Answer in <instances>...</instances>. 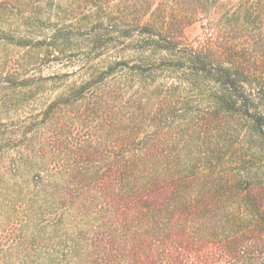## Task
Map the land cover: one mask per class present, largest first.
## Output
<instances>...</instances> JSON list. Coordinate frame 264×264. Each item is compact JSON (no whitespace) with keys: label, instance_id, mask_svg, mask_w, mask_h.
<instances>
[{"label":"rangeland","instance_id":"rangeland-1","mask_svg":"<svg viewBox=\"0 0 264 264\" xmlns=\"http://www.w3.org/2000/svg\"><path fill=\"white\" fill-rule=\"evenodd\" d=\"M194 53L264 116V0H0V264L264 263V124Z\"/></svg>","mask_w":264,"mask_h":264},{"label":"trees","instance_id":"trees-1","mask_svg":"<svg viewBox=\"0 0 264 264\" xmlns=\"http://www.w3.org/2000/svg\"><path fill=\"white\" fill-rule=\"evenodd\" d=\"M190 67L193 69L194 73L201 74L206 76L207 78H210L216 83L219 88L222 89V95L219 97V101L221 103L229 108H235L237 107L238 110H242L246 115L252 118L253 122L258 125L259 129L261 128L262 124H264V116H261L259 113L252 112L250 106L253 107V99H251V95H247L245 92V87L242 85L241 80L239 79L238 73L236 72V69H230L226 68L225 66L221 64L213 65L210 63V60L208 57L202 53H194L192 56H190ZM110 72H107V75ZM90 84L83 85L76 93L77 95H80L81 92L84 90L90 88ZM142 155L145 157H149V150L143 151ZM135 159L133 160V166L135 173L140 174L143 172V169L145 168L144 158L139 157L135 154ZM137 159V160H136ZM136 160V162H135ZM152 160V158H151ZM131 165V164H130ZM125 170L123 169L120 171L121 183L123 182L125 175ZM156 174H159V172H156ZM123 178V179H122ZM138 182V180H135ZM158 180L156 177H150V179L147 182V187L149 188L150 197H153V193H159V185ZM145 185V186H146ZM145 186H139L136 188V192L140 193L141 189ZM147 187L146 190H147ZM159 196V194H156ZM148 197V196H147ZM141 204V207H143L144 203L147 202V198L145 200H139ZM264 264V263H262Z\"/></svg>","mask_w":264,"mask_h":264}]
</instances>
